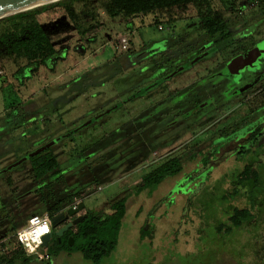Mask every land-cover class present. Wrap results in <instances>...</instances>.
Here are the masks:
<instances>
[{
  "label": "trees",
  "instance_id": "trees-1",
  "mask_svg": "<svg viewBox=\"0 0 264 264\" xmlns=\"http://www.w3.org/2000/svg\"><path fill=\"white\" fill-rule=\"evenodd\" d=\"M243 3L236 6L233 2L226 4L222 1L215 8L211 7L209 0H56L1 17L0 69L6 62L12 63L14 69L11 77L18 86H26L41 71L43 77L46 73L54 74L58 65L67 61L70 56L69 49L66 46L58 47L39 19L41 13L54 7L63 11L79 38L87 42L94 41V37L85 36L86 33L103 25L99 11L111 19L150 14L154 17V24L169 25L186 18L185 12L192 7L198 20L196 33L193 29L173 39L141 42L137 48H127L113 57L115 62L104 64L107 68L100 73L95 72L94 77L90 70L74 76L66 82L68 89L64 95L55 100H47L41 107L33 102L26 105L20 102L12 107L9 105L3 111L2 121L5 124L2 127L6 129L23 126L30 135V145L22 153V159L12 166L13 169L21 171L18 174L20 177L12 179L8 174L0 179L1 184L6 185L12 193V196L6 198L0 195V221L10 225L5 230L7 225L3 227L0 224V242L3 244L6 240L13 241L15 231L31 214L47 212L53 216L77 203L81 197L79 189L87 188L91 183L99 184L106 170L113 164L116 165L117 162L114 161L119 159L117 149L123 142L136 138V142L143 146L142 150H153L160 144L167 143L175 131L165 130V125L170 123L167 120H177L184 114H191L194 118L181 131L192 128L202 119V113L207 109L205 104L211 99L208 93L212 94L213 88L218 84L221 85L215 92L219 98L218 104L242 95L245 90L242 89L243 83L239 84L235 80L240 77L235 75H239L236 71L238 66L234 67L233 72H223L222 68L232 64L229 61L235 55L264 42L263 30L256 29V23H264V0H245ZM202 4L206 6L205 9H202ZM126 26L130 28L129 23ZM190 36L193 40L189 41ZM72 48L78 55L85 52L83 44H74ZM135 50L141 53L138 57L141 64L137 61L134 62L136 64H128L132 62L130 57H125L122 64H117L116 60L122 53H133ZM212 52L218 55V64L207 68L203 77L169 87L170 81L176 76L202 64L204 61L201 58ZM97 68L99 66L95 67ZM101 75L105 76L104 79H111L110 81H115L114 78L118 77L111 84L116 85L114 87L117 95H126L125 100H115L110 104L107 107L109 111L119 108L122 103L125 104L134 97L139 98L138 103L145 101V98H151V102L135 110L128 106L129 118L110 131L103 129L101 121L90 125L94 126L92 134L86 131L85 126L70 127L61 116L62 103L101 83L104 79L99 82L95 80ZM133 75L135 78L132 79ZM4 79L6 76L2 74L0 89L5 86ZM71 90L73 94L68 96ZM218 104L216 101L213 110L219 109ZM27 109L37 110L38 124L32 121L35 116H24ZM104 111L105 109L100 113ZM100 113L87 118L99 119ZM263 114L264 98L250 106L238 119L217 129L211 134L210 141L204 148L194 151L196 145L187 146L183 151L171 154L144 172L132 186L133 192L126 190L118 193L108 203L106 210L86 209L85 216L64 231L60 239L53 236L52 243L48 245L49 255L56 256L61 251L79 252L84 262L99 264L118 244L128 197L141 191H146L149 195L165 181L176 190H184L185 185L190 183L188 219L191 227L202 224L204 228L199 238L194 235L190 249L181 251L174 244L184 256L181 264L215 263V248L220 245L222 249H228L229 239L238 240L244 227L254 222L250 218V210L255 209L253 213L258 217L264 212V143L246 146V138L238 145L228 144L235 134H244L235 131L237 128ZM259 130L260 126H257L252 133V139L257 140L255 135ZM152 135L157 136L151 137ZM22 136H26V133L21 132L20 137ZM48 137L51 138V143L37 151L46 144L43 139ZM34 143L37 145L34 146ZM64 154L68 158L60 160ZM106 159H110V166L104 164ZM92 165H98L100 171L93 173L95 167ZM76 167H84L82 169L91 174V177L87 182H82L80 187L71 188L65 184L64 177L68 172L77 171ZM19 179L26 180L21 192L30 194L27 200L40 201L37 211H31L28 216L19 215L18 210L22 203L13 197L17 188L16 181ZM180 181H184L181 186L178 185ZM42 191L47 193L40 195ZM171 203L176 206L178 204L177 207L180 206L182 210L185 202L178 199ZM154 225V222H150V227L141 228L139 238L149 235ZM68 236L73 237L72 244L68 243ZM198 254L202 257L194 259ZM31 260H35L34 257L26 255L18 246L2 254L0 264H28ZM160 261L165 263L163 258Z\"/></svg>",
  "mask_w": 264,
  "mask_h": 264
},
{
  "label": "rangeland",
  "instance_id": "rangeland-1",
  "mask_svg": "<svg viewBox=\"0 0 264 264\" xmlns=\"http://www.w3.org/2000/svg\"><path fill=\"white\" fill-rule=\"evenodd\" d=\"M211 7H219L223 1L226 4L234 3L236 6L244 4L245 0H209ZM206 6L202 4V9ZM208 9V8H207ZM100 12L101 20L103 25L96 29L89 30L85 36L94 37V41L87 42L81 40L76 30L72 27L66 15L59 7H54L40 14L39 19L43 26L46 28L52 40L58 47L66 46L70 51V56L67 61L62 62L58 65L57 71L54 74L46 73L43 77V71L39 73L37 77L27 83L26 86H18L11 77V73L14 69V65L10 62H6L5 66L0 69V76L4 74L3 85L0 89V179L5 178L8 174L12 179L19 178L20 172L18 169H13V165L22 159V153L24 150L29 148V133L23 126H16L4 129L2 126L5 124L2 121L4 116V110L11 105L14 106L16 103H24L25 105L29 102H33L38 106H42L47 100L56 99L64 95L68 89V85H65L71 78L82 74L86 70H90L92 77L94 73H100L101 70H105L106 65L113 64V57L117 56L125 49L130 47H138L141 42H151L161 40L164 38L173 39L186 32L192 31L196 33L197 28V16H195L194 8L189 7L185 12L186 18H181L176 22L169 25L153 23L152 15L136 16L133 18H123L121 16L115 18H108L102 11ZM252 22V20H251ZM254 22V21H253ZM262 22V21H261ZM130 24V28L126 25ZM257 30H263L264 23H256ZM196 36V35H195ZM126 39L127 48L118 49L119 43L122 39ZM120 40V42H119ZM193 40L190 36L189 41ZM122 43V42H121ZM74 44H83L85 46V52L83 55H78L72 48ZM122 53L116 60L117 64H122L125 57L131 58V63L138 62V57L141 53ZM136 52V53H135ZM218 55L210 53L205 55L201 60L202 64L195 65L189 70H185L179 76H176L174 80L170 81L169 87L173 88L175 85L186 84L191 80H195L199 77H203L206 73L207 68H211L217 62ZM256 60V59H255ZM142 62V61H141ZM211 62V63H209ZM140 63V62H138ZM102 64V65H100ZM141 64V63H140ZM197 64V63H195ZM217 64V63H216ZM99 66V69H95ZM236 67L235 64H228L222 68L223 72H233ZM245 65L241 64L239 70L244 69ZM136 68V67H134ZM137 69V68H136ZM260 71V72H259ZM258 72H253L251 75H258ZM241 80H237L239 84L242 82V76L239 75ZM261 78L257 79L254 84L247 89L243 90V94L236 97L234 96L231 100H225L219 103V98L215 95V92L221 88V85H217L212 90V94L208 93L211 97L210 100L205 104L206 111L203 112L202 119L198 121L192 128L183 129L191 119L192 115L184 114L182 118L177 120H167L170 122L165 125V130L173 131V135H170V139L167 143L160 144L155 149L150 151L142 150L139 143L136 142V138L133 141L123 142L117 149L119 152L118 161L116 165L113 164L104 174L103 180L99 184L91 183L87 188L79 189L80 199L84 207L79 211V214L84 213L86 209L95 210H106L108 203L120 192L131 190L133 192V185L137 183L141 175L157 165L159 162L164 160L171 154H177L183 151L184 148L190 145H196L194 151L204 148L210 141V136L217 129L224 125H227L248 111L250 106H253L255 102H258L264 98V74L260 75ZM104 75H101L100 79H95L97 82L104 79ZM121 77H119L120 79ZM135 76H132V79ZM118 77L114 78L116 81ZM253 79V78H252ZM111 79H104L101 83L93 86L92 89H87L85 92L79 94L73 99L62 103L60 112L63 110L62 118L65 122L69 123V126L79 128L85 126L88 133H93L92 127L90 126L95 122H102L103 129L105 131L113 130L122 123H124L128 117V106H131L134 110L137 107L151 102V98H145V101L138 103L139 98L134 97L132 100H127L125 104H121L117 109H111L107 107L114 103L115 100H125V94L117 95L115 90L116 85L111 84L115 81ZM248 80V78L244 79ZM1 83V82H0ZM68 96L73 94L71 90ZM66 98V97H64ZM218 98V99H217ZM108 100V101H107ZM217 101L218 110H213V105ZM255 101V102H254ZM58 102H60L58 100ZM99 105L101 107L97 108ZM105 109L104 112L100 113L101 110ZM185 111L187 108L185 107ZM96 113H100V118L93 117L89 120L88 117L95 116ZM35 116L33 122L39 123L37 118L36 109H27L24 111L26 115ZM86 118V119H85ZM172 121V122H171ZM99 129V128H97ZM21 132L26 133V136L20 137ZM104 132V131H101ZM100 132V133H101ZM18 136L20 137L18 139ZM36 136V135H35ZM157 135H152L155 137ZM264 136V132L262 134ZM49 139V140H48ZM51 138L43 139V143L50 141ZM261 140V139H260ZM37 144L34 143V146ZM33 147V146H32ZM107 157V156H106ZM67 154L61 156L60 160H66ZM116 159V158H115ZM185 159V156H184ZM110 159H106L104 164L110 166ZM79 164V162H76ZM84 164H82L83 166ZM8 166V167H6ZM74 166V165H73ZM95 167L93 173L100 171L98 165H92ZM6 167L5 169H3ZM9 168V169H7ZM78 168V167H76ZM84 168V167H82ZM78 168L77 171L68 172L64 181L66 185H70L72 188L76 186L80 187L82 182H87L91 177V174H87L85 169ZM19 174V175H18ZM22 175V174H21ZM16 178V179H17ZM25 179H19L16 181L17 188L13 192L15 198H17L22 204L18 210L19 215L28 216L31 211H37L40 207V201L29 202L27 198L30 196L29 193L22 194L21 188L25 186ZM24 184V185H23ZM184 184V181H180L178 185ZM77 187V188H79ZM61 187H59L60 189ZM169 186L165 181L158 185L157 189L151 194H147L146 191H141L138 194L132 193L126 201V212L124 221L119 232L118 244L113 252L107 257H104L99 264H163L160 260H165L164 264H181L184 256H182L178 250L174 247V244L178 246V249L184 251L187 248H191L193 237L195 235V228H185L186 225L183 223L184 215L180 208L177 206H170L169 202ZM46 194V191L39 193L40 195ZM0 195L6 197L12 196L10 189L1 184L0 181ZM35 196H33L34 198ZM32 198V199H33ZM77 200V202L79 201ZM5 201V200H4ZM76 203H73L74 205ZM5 214V213H2ZM1 214V215H2ZM156 218L154 219L153 216ZM22 216V217H23ZM153 219H150V218ZM182 219L180 220V218ZM154 220V221H153ZM180 220V221H179ZM150 222H154V228L150 234L145 235L143 239L139 238L141 228L150 227ZM2 224V221H0ZM5 230L9 228V224H2ZM187 231L185 235L183 230ZM174 230V231H173ZM176 232V235L174 234ZM175 238H178L176 242ZM53 238L48 241V245L52 243ZM188 240V242L186 241ZM175 242V243H173ZM48 245L45 248L48 252ZM13 247L10 246L9 251ZM8 251V252H9ZM49 253V252H48ZM4 254L0 251V257ZM50 254V253H49ZM202 257L199 254L194 257L199 259ZM159 260V261H158ZM28 264H91L82 260L79 252L68 253L67 251H61L56 256L50 255L49 260L46 262H40L36 260L29 261ZM215 264H233L230 259L226 256L216 258Z\"/></svg>",
  "mask_w": 264,
  "mask_h": 264
},
{
  "label": "flooded vegetation",
  "instance_id": "flooded-vegetation-1",
  "mask_svg": "<svg viewBox=\"0 0 264 264\" xmlns=\"http://www.w3.org/2000/svg\"><path fill=\"white\" fill-rule=\"evenodd\" d=\"M252 50L250 48L246 52L239 53L235 56H241L242 59H245L247 62L244 63L245 65L244 69L239 70L240 65L238 68H236V71L239 73V75L242 76V82L243 86L242 89H247L248 87L252 86L254 82L259 78H261L260 75L264 74V53L261 51L256 54V55H251L249 51ZM234 56V57H235ZM232 60L229 61V63L233 64V58ZM256 59V60H255ZM218 64V61L216 62ZM215 63V64H216ZM261 70V73H258V75H251L253 72H258ZM260 72V71H259ZM235 75L239 76L238 74L235 73ZM248 78V80H244ZM253 78V79H252ZM260 123V125H258ZM257 126H260V130L257 132L255 135V138L257 140L252 139V133L254 132L255 128ZM238 132L244 133L243 135H237L235 134L234 138L228 142L233 143V144H240L244 141V139L248 138V142H246V146L253 145V144H258V143H264V136H262L264 132V114L262 116H259L255 119H252L249 123H247L245 126H242L240 128H237ZM233 137V136H232ZM261 139V140H260ZM232 141V142H231ZM255 141V142H254ZM186 178V177H184ZM190 183H187L185 185L184 190H176L173 189V187H169V204L170 206H175L171 202H174L176 200L184 201V207L182 208V213L184 215V220H185V228L191 227L188 216H189V198L190 196L188 193L191 191V187L189 185ZM184 187V185H183ZM180 195V198L177 199V197ZM180 208V206H179ZM255 210V209H254ZM254 210H250V218L254 222L249 224L248 226L244 227L241 236L238 240L234 239H229V245L228 249H222L220 245L215 248V258H220L221 256H226L228 259L232 261L233 264H264V212H261L259 214V217L256 216V213H253ZM253 213V214H252ZM255 214V216H253ZM259 219L255 221L256 219ZM63 224V223H62ZM62 224L56 226L53 228V232L55 229H57L59 226ZM204 231V228L202 224H196L195 228V234L197 238H199L200 232ZM183 233L186 235L187 231L184 229ZM54 235H52L53 238ZM188 242V240H186ZM216 259H214L215 261ZM215 264V263H213Z\"/></svg>",
  "mask_w": 264,
  "mask_h": 264
},
{
  "label": "water",
  "instance_id": "water-1",
  "mask_svg": "<svg viewBox=\"0 0 264 264\" xmlns=\"http://www.w3.org/2000/svg\"><path fill=\"white\" fill-rule=\"evenodd\" d=\"M52 1L56 0H0V18ZM260 51H264V42L259 43L256 47L252 48L249 53L251 55H256ZM246 62L247 61L245 59H242V57L239 55L233 58V64H235L236 67ZM49 143H51V141L38 148L37 151L48 146ZM83 207V202L79 200L76 205L67 206L57 214L51 216L52 231L43 236L42 246L47 247L48 241L52 238V235L56 236L57 239H60L64 231H66L72 225L78 223L85 216V213L79 214V211ZM61 223L63 224L53 232V228L60 225ZM68 243H73L72 236H68Z\"/></svg>",
  "mask_w": 264,
  "mask_h": 264
},
{
  "label": "built area",
  "instance_id": "built-area-1",
  "mask_svg": "<svg viewBox=\"0 0 264 264\" xmlns=\"http://www.w3.org/2000/svg\"><path fill=\"white\" fill-rule=\"evenodd\" d=\"M159 27L161 26L159 25ZM121 42L119 43L118 49L127 48V45L125 43L126 39H122ZM33 218H36V223H31ZM45 220L48 223L49 231L40 236L41 243L39 244V246H35L34 242L31 239L32 235H34L32 230L36 228L38 224L43 223ZM51 231V216L47 212H42L40 214H31L26 219L25 223L15 231L13 241L6 240L3 244L0 242V251L8 253V249L10 248V246H12L13 248L19 246L26 255L33 256L36 261L46 262L47 260H49L50 255L46 251V247L42 246V239L43 236L50 233ZM32 248H35V250H31Z\"/></svg>",
  "mask_w": 264,
  "mask_h": 264
},
{
  "label": "clouds",
  "instance_id": "clouds-1",
  "mask_svg": "<svg viewBox=\"0 0 264 264\" xmlns=\"http://www.w3.org/2000/svg\"><path fill=\"white\" fill-rule=\"evenodd\" d=\"M36 222H37L36 218H33V220L31 221V223H36ZM32 231L34 235H32L31 239L34 242L35 246H39V244L41 243L40 236L49 231V226L47 221L45 220L43 223L38 224V226L34 228ZM31 250L34 251L35 248H32Z\"/></svg>",
  "mask_w": 264,
  "mask_h": 264
}]
</instances>
